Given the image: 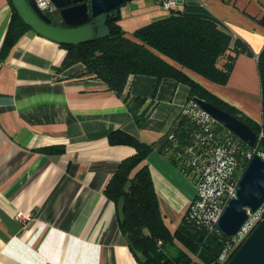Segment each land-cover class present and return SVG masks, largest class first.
I'll list each match as a JSON object with an SVG mask.
<instances>
[{
  "label": "crops",
  "instance_id": "crops-1",
  "mask_svg": "<svg viewBox=\"0 0 264 264\" xmlns=\"http://www.w3.org/2000/svg\"><path fill=\"white\" fill-rule=\"evenodd\" d=\"M174 11L214 20L232 36V49L241 44L227 84L195 78L261 121L264 0H179L173 9L136 0L120 7V21L132 36ZM11 16L10 0H0V51ZM103 16L96 21L106 32ZM66 54L60 43L29 30L0 62V264H138L120 230L117 206L104 193L136 149L111 145L108 136L122 129L155 144L147 162L162 209L168 221L170 214L182 215L195 186L160 147L188 103L190 88L163 78L156 106L139 127L124 98L105 81L76 77L83 64L59 71ZM155 82L150 75L131 76L125 94L147 97V107ZM50 146L65 151L42 150Z\"/></svg>",
  "mask_w": 264,
  "mask_h": 264
},
{
  "label": "trees",
  "instance_id": "trees-1",
  "mask_svg": "<svg viewBox=\"0 0 264 264\" xmlns=\"http://www.w3.org/2000/svg\"><path fill=\"white\" fill-rule=\"evenodd\" d=\"M10 5L12 16L0 51V62L5 61L21 38L32 30L19 16L12 0ZM49 16L54 25L63 26L59 9ZM104 16L105 34H99L87 43L61 44L67 54L59 71L83 64V70L76 77L105 81L110 90L124 98L139 127L145 125L156 106L161 80L176 79L188 85L190 99H205L245 122L260 138L256 147L245 143L246 148L264 153V49L258 58L262 100V120L258 121L221 99L195 78L198 75L216 84H227L236 56L241 51L239 43L231 48L232 36L222 31L214 20L174 11L168 17L137 28L129 36L120 21V7ZM136 75L156 78L147 107V97L125 94L129 78ZM196 129L197 125L190 118H181L174 139L166 140L160 151L177 164L175 153L190 141ZM108 138L111 145H129L136 149L135 154L120 163L104 193L117 206L120 230L138 264H219L231 237L222 231H209L192 219L190 204L178 224L173 226L168 221L147 162L155 144H147L122 129L110 132ZM42 150L61 154L65 147L50 146ZM168 247L174 248L175 253H169Z\"/></svg>",
  "mask_w": 264,
  "mask_h": 264
},
{
  "label": "built area",
  "instance_id": "built-area-1",
  "mask_svg": "<svg viewBox=\"0 0 264 264\" xmlns=\"http://www.w3.org/2000/svg\"><path fill=\"white\" fill-rule=\"evenodd\" d=\"M35 1L47 15L58 10L52 0ZM156 1L163 8L173 9L177 7L179 0ZM183 117L190 118L197 125L190 141L181 145L174 156L176 165L195 186L196 193L190 203V217L209 231H221L218 227L219 220L230 200L236 197L240 180L250 160L254 154H260L264 158V153L248 150L242 139L193 99H189L166 140L174 139L175 129ZM259 139L258 137V141ZM246 210L248 217L236 235L231 237V242L219 258V264L226 263L231 253L242 245L264 218V203L256 211L251 208ZM18 217L29 219L23 213H19Z\"/></svg>",
  "mask_w": 264,
  "mask_h": 264
},
{
  "label": "water",
  "instance_id": "water-1",
  "mask_svg": "<svg viewBox=\"0 0 264 264\" xmlns=\"http://www.w3.org/2000/svg\"><path fill=\"white\" fill-rule=\"evenodd\" d=\"M52 1L59 9L63 26L54 25L35 0H12V4L37 34L60 44L78 45L98 37V17L136 0ZM193 100L247 145L255 147L258 144L257 133L240 118L200 97ZM263 203L264 158L254 154L240 180L236 197L230 200L219 220V229L229 237L235 236L248 217L246 208L256 211ZM226 264H264V218Z\"/></svg>",
  "mask_w": 264,
  "mask_h": 264
},
{
  "label": "rangeland",
  "instance_id": "rangeland-1",
  "mask_svg": "<svg viewBox=\"0 0 264 264\" xmlns=\"http://www.w3.org/2000/svg\"><path fill=\"white\" fill-rule=\"evenodd\" d=\"M102 21H104L105 20V17L103 16L102 18ZM99 34H105V29H102V30H99ZM187 205H186V207H185V209H187ZM184 209V210H185ZM170 216H171V218L169 219L170 221L169 222H177V220L181 217V215H176V214H174L173 213V215L172 214H170ZM177 218V219H176ZM174 220V221H173ZM172 224V223H171ZM176 224V223H175ZM173 225V224H172ZM174 226V225H173ZM169 248V247H168ZM169 253H171V254H173V253H175V249L174 248H169Z\"/></svg>",
  "mask_w": 264,
  "mask_h": 264
},
{
  "label": "flooded vegetation",
  "instance_id": "flooded-vegetation-1",
  "mask_svg": "<svg viewBox=\"0 0 264 264\" xmlns=\"http://www.w3.org/2000/svg\"><path fill=\"white\" fill-rule=\"evenodd\" d=\"M61 22H62V19H61Z\"/></svg>",
  "mask_w": 264,
  "mask_h": 264
}]
</instances>
